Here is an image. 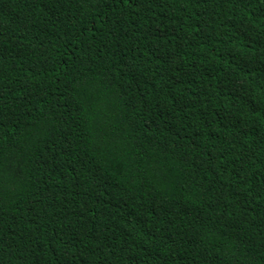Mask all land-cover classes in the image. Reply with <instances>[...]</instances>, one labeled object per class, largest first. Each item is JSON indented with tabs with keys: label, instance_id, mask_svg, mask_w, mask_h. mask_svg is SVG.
I'll return each instance as SVG.
<instances>
[{
	"label": "trees",
	"instance_id": "1",
	"mask_svg": "<svg viewBox=\"0 0 264 264\" xmlns=\"http://www.w3.org/2000/svg\"><path fill=\"white\" fill-rule=\"evenodd\" d=\"M0 264H264V0H0Z\"/></svg>",
	"mask_w": 264,
	"mask_h": 264
}]
</instances>
